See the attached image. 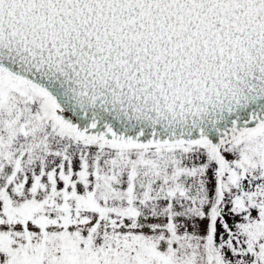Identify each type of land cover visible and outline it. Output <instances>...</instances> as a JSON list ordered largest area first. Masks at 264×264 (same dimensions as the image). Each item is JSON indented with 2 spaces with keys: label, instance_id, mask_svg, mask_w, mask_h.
Returning a JSON list of instances; mask_svg holds the SVG:
<instances>
[{
  "label": "snow or ice",
  "instance_id": "1",
  "mask_svg": "<svg viewBox=\"0 0 264 264\" xmlns=\"http://www.w3.org/2000/svg\"><path fill=\"white\" fill-rule=\"evenodd\" d=\"M0 264H264V0H0Z\"/></svg>",
  "mask_w": 264,
  "mask_h": 264
}]
</instances>
